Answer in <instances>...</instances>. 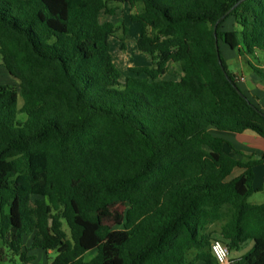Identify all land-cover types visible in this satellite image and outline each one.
<instances>
[{
  "label": "trees",
  "instance_id": "16d2710c",
  "mask_svg": "<svg viewBox=\"0 0 264 264\" xmlns=\"http://www.w3.org/2000/svg\"><path fill=\"white\" fill-rule=\"evenodd\" d=\"M119 3L151 60L125 80L109 42L118 28L99 22ZM220 43L264 64V0H0V56L19 81L0 84V253L23 264L36 250L57 252L48 264H218L212 242L231 253L253 241L232 264H264V203L250 202L264 157L239 162L211 133L264 139V112ZM171 65L178 78H166ZM249 66L264 78V65ZM112 209L125 210L117 230Z\"/></svg>",
  "mask_w": 264,
  "mask_h": 264
},
{
  "label": "rangeland",
  "instance_id": "374dc122",
  "mask_svg": "<svg viewBox=\"0 0 264 264\" xmlns=\"http://www.w3.org/2000/svg\"><path fill=\"white\" fill-rule=\"evenodd\" d=\"M120 6V11L118 12L117 16H107V15H101L99 18L100 24L104 23H112L118 28V34L116 38L110 39V48H111V54L114 59V62L119 67L121 73L123 74V80H125L128 76H132V74L129 72V68L131 67H138V66H149L151 64V60L148 55L140 52L137 48V41L141 34V27L139 24L131 22L130 19V8L128 4H117ZM126 28L128 30L126 38L123 33V29ZM124 43V49H122V45ZM220 49L222 58L226 63V66L231 74L234 76H237L241 74L242 71H244L246 76L252 75L253 71L252 68L247 64L246 60L245 62L241 63L239 56H231L230 49L223 44L220 43ZM262 60V56L259 57ZM251 64L254 66H258V61L255 60V58H252ZM262 62V61H261ZM181 72L177 65H171L170 66V73L169 76L166 78H178L180 76ZM249 83V82H248ZM0 84L2 85H8V86H17L19 84V81L13 78L9 75L7 72L2 57L0 56ZM238 87L241 90H244L246 88V83L237 81ZM19 109L23 107V100L21 97H19V103H18ZM19 119L21 121H24L26 117L24 115H20ZM234 178L233 174L230 177V179ZM262 194H254L250 198L251 203H257L260 200V197ZM122 210V209H121ZM124 214L125 210L121 211L119 215H116L114 210H111L112 215V221H113V229L117 230L122 228V224L124 222ZM66 228V227H65ZM67 229V228H66ZM219 230V227H213L212 230ZM33 240V236H29L25 240L26 246H30ZM2 247V243L0 242V248ZM253 248V241H249L247 244L242 246L239 251H233L231 252V258H242V256H245L251 249ZM8 255L9 258L5 257V255ZM12 254L9 253L6 249L3 250L2 253H0V264H23L20 259H13ZM30 258H33L32 262L29 264H48L49 262H52L56 256L57 252H43L40 250L31 251L27 254ZM96 255V252L89 253L86 256V261H91L94 256Z\"/></svg>",
  "mask_w": 264,
  "mask_h": 264
},
{
  "label": "crops",
  "instance_id": "0c3cea01",
  "mask_svg": "<svg viewBox=\"0 0 264 264\" xmlns=\"http://www.w3.org/2000/svg\"><path fill=\"white\" fill-rule=\"evenodd\" d=\"M234 21L232 19L226 21L223 26V31H232L234 30ZM228 47V46H227ZM228 49H230L228 47ZM231 56H239V54L230 49ZM257 57H260V54H257ZM239 60L241 63L245 62L249 65L252 58L249 57H240ZM263 61L264 62V57ZM151 65V64H150ZM264 64H260L257 67H263ZM253 71V70H252ZM253 74L249 77L245 75L244 71L241 74L235 76L237 79L244 77L246 83V88L243 93L246 97L259 109L264 112V78L259 77L257 74ZM242 82V81H240ZM249 82V83H248ZM213 136L220 138L225 141V152L235 160L239 162H245L248 160V157H251L255 160H261L264 157V139L256 134L246 132L243 134H234L229 132H218L216 130H211ZM244 171L241 169H236L233 173L234 178L240 176ZM254 182L253 189L254 194H262L260 200L257 203H252L260 205L264 203V161L253 168ZM253 194V195H254ZM252 195V196H253ZM239 251V250H237ZM244 256H242L243 258ZM231 258V253H230ZM242 258H231V261H237ZM198 264H204L199 262Z\"/></svg>",
  "mask_w": 264,
  "mask_h": 264
},
{
  "label": "built area",
  "instance_id": "2783aa9c",
  "mask_svg": "<svg viewBox=\"0 0 264 264\" xmlns=\"http://www.w3.org/2000/svg\"><path fill=\"white\" fill-rule=\"evenodd\" d=\"M237 81L244 82V77H240L237 79ZM211 252L215 259L217 260L218 264H232L231 258H230V251L227 246H225L220 241H214L211 244Z\"/></svg>",
  "mask_w": 264,
  "mask_h": 264
},
{
  "label": "water",
  "instance_id": "95a60500",
  "mask_svg": "<svg viewBox=\"0 0 264 264\" xmlns=\"http://www.w3.org/2000/svg\"><path fill=\"white\" fill-rule=\"evenodd\" d=\"M216 47H217V51H219V44L217 43V45H216ZM219 60H220V58H219ZM221 61V60H220ZM237 90H238V92L241 94V95H243V93L237 88Z\"/></svg>",
  "mask_w": 264,
  "mask_h": 264
}]
</instances>
